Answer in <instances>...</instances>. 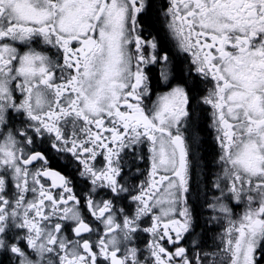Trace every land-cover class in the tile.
<instances>
[{
	"label": "snow or ice",
	"instance_id": "1",
	"mask_svg": "<svg viewBox=\"0 0 264 264\" xmlns=\"http://www.w3.org/2000/svg\"><path fill=\"white\" fill-rule=\"evenodd\" d=\"M0 264H264V0H0Z\"/></svg>",
	"mask_w": 264,
	"mask_h": 264
}]
</instances>
